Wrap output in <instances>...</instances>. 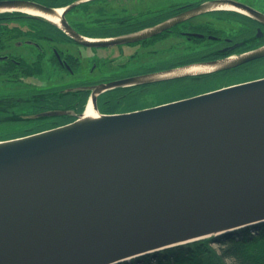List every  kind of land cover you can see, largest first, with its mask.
Instances as JSON below:
<instances>
[{"label":"water","instance_id":"1","mask_svg":"<svg viewBox=\"0 0 264 264\" xmlns=\"http://www.w3.org/2000/svg\"><path fill=\"white\" fill-rule=\"evenodd\" d=\"M56 25L68 29L64 19ZM155 76L129 81L162 78ZM113 84L95 88V110V92ZM82 116L0 140V264H116L264 222V79Z\"/></svg>","mask_w":264,"mask_h":264},{"label":"flooded vegetation","instance_id":"2","mask_svg":"<svg viewBox=\"0 0 264 264\" xmlns=\"http://www.w3.org/2000/svg\"><path fill=\"white\" fill-rule=\"evenodd\" d=\"M2 1L34 2L55 9L53 13L62 9L58 18L64 19L67 30L23 9L28 7L0 6V113L11 100L17 105L28 101V107L15 116L38 119L40 125L54 124L48 128L76 120L101 84L116 83L95 92L98 112L113 115L264 79L263 72L236 82H218L225 75L244 72L264 61L262 54L218 67L264 49V0H230L235 5L215 3L219 0ZM204 3L209 4L207 9L178 19ZM159 26L163 27L150 33ZM141 33L149 34L133 38ZM123 38L132 39L120 41ZM195 64L209 69L175 72ZM148 75L162 78L129 81ZM187 77H197L206 83L205 88L180 96H176L180 91L177 85L163 88L179 78H183L179 82H186ZM35 80L51 86H37ZM54 81L64 83L53 85ZM122 104L135 108L115 110ZM10 110L14 114L17 108ZM51 111L59 113L47 114Z\"/></svg>","mask_w":264,"mask_h":264},{"label":"trees","instance_id":"3","mask_svg":"<svg viewBox=\"0 0 264 264\" xmlns=\"http://www.w3.org/2000/svg\"><path fill=\"white\" fill-rule=\"evenodd\" d=\"M195 78H184L187 79L186 82H179L183 79L179 78L176 79L177 82L165 84L163 88L177 85L180 91L176 96L205 88L206 83H200ZM23 107H28V101ZM20 110L21 107L17 108L12 117H1L0 140L37 132L54 125H40L38 119L15 116ZM228 259H232L234 264H264V222L241 228L230 235L206 237L170 246L116 264H230Z\"/></svg>","mask_w":264,"mask_h":264},{"label":"rangeland","instance_id":"4","mask_svg":"<svg viewBox=\"0 0 264 264\" xmlns=\"http://www.w3.org/2000/svg\"><path fill=\"white\" fill-rule=\"evenodd\" d=\"M180 53H182V52H180ZM254 66L255 67L248 68L244 72L231 73V74L225 75V77H221V79L218 82L221 85L222 84H225V83L236 82V81H240V80H243V79H246V78L253 77L256 74H259V73H263L264 72V61H262V63H259V65H254ZM102 72L104 73V72H106V70H104ZM67 79H68V77H67ZM35 81L38 84L37 86H39V85H45V88L47 86L48 87L51 86V84L48 85L49 83H43V82L39 83L38 82L39 80H35ZM63 83L64 82H62V81H54V84L53 85H61ZM38 88H44V87H38ZM11 101H12V103H9V104H7V105H5L3 107V112L0 113V119H2L1 117H5V116L10 117V116H12L13 114H11V112L13 110H10V109L20 108V107H21V109H24L23 108V105H25L27 103V101H25L24 104L17 105V103H15L13 100H11ZM131 108H135V107L132 106V105L129 107L128 105H123L122 104L120 106H116L115 110H117V111H129L127 109H131ZM7 110H10V111L7 112ZM228 262L230 264H234V261L232 259H228Z\"/></svg>","mask_w":264,"mask_h":264},{"label":"bare ground","instance_id":"5","mask_svg":"<svg viewBox=\"0 0 264 264\" xmlns=\"http://www.w3.org/2000/svg\"><path fill=\"white\" fill-rule=\"evenodd\" d=\"M227 8H234V7H231V6H228V5H223ZM26 12L28 13H32V14H36V15H39V16H42L44 18H47L48 20L54 22V23H58L59 22V14L60 12L62 11L61 8H58L56 10L55 13H43V12H39L37 10H33L31 8H23ZM209 69V66L207 65H199V64H195V65H190L188 67H184V68H181V69H178L176 70L175 72L176 73H195V72H201V71H206ZM98 116V112L94 109L93 105H92V102L89 101L86 105V108L83 112V116L81 119H85V118H94V117H97Z\"/></svg>","mask_w":264,"mask_h":264}]
</instances>
